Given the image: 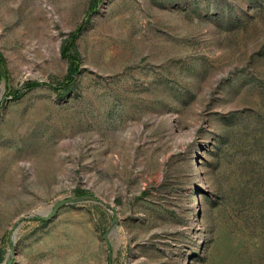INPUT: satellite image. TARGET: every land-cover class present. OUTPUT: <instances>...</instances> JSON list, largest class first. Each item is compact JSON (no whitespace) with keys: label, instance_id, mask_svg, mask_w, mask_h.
I'll list each match as a JSON object with an SVG mask.
<instances>
[{"label":"rangeland","instance_id":"1","mask_svg":"<svg viewBox=\"0 0 264 264\" xmlns=\"http://www.w3.org/2000/svg\"><path fill=\"white\" fill-rule=\"evenodd\" d=\"M0 96V264H264V0H0Z\"/></svg>","mask_w":264,"mask_h":264},{"label":"water","instance_id":"2","mask_svg":"<svg viewBox=\"0 0 264 264\" xmlns=\"http://www.w3.org/2000/svg\"><path fill=\"white\" fill-rule=\"evenodd\" d=\"M8 91H9V88H8ZM1 102H2V96H0V105H1ZM85 201H98V202L104 204L105 206H107L109 208H113L108 202H106L102 198H100V197H98L96 195H93V194L85 193V194H82V195H78V196H74V197L62 198V199L58 200L53 205V207L51 208L50 212L46 216H43L41 218L43 220H49L56 214L58 209L61 208L62 206L70 204V203H80V202H85ZM114 218H117L116 214H114ZM24 219H25L24 215L19 216V218L13 223V225H12V227L10 229V232H12L16 228V226H17L19 221H22ZM103 238L105 240L107 249L109 251V257H108V263L107 264H112V257H111V253H110V243H109V239H108V232L104 233ZM14 254H15L14 242L11 240L10 241V252H9V255H8L7 259H6L5 264H12Z\"/></svg>","mask_w":264,"mask_h":264},{"label":"crops","instance_id":"3","mask_svg":"<svg viewBox=\"0 0 264 264\" xmlns=\"http://www.w3.org/2000/svg\"><path fill=\"white\" fill-rule=\"evenodd\" d=\"M51 245L48 243H36L35 249L32 251V256L35 258V263L39 262V264H47L48 260L50 258H55L56 254L54 256H51L50 254V247ZM52 247V246H51ZM59 247V246H56ZM70 258L73 260V264H85V254L83 250H81L80 254L78 250H76L73 254H69ZM80 260V263H79ZM45 263H44V262Z\"/></svg>","mask_w":264,"mask_h":264},{"label":"trees","instance_id":"4","mask_svg":"<svg viewBox=\"0 0 264 264\" xmlns=\"http://www.w3.org/2000/svg\"><path fill=\"white\" fill-rule=\"evenodd\" d=\"M79 30H80V28H79ZM68 47V46H67ZM67 49V48H66ZM69 60H70V62H73L74 61V59H73V57H69ZM40 83L39 82H27L25 85H24V87L25 88H31V87H34V86H37V85H39ZM82 194H84V193H80V191H78V195H82Z\"/></svg>","mask_w":264,"mask_h":264}]
</instances>
